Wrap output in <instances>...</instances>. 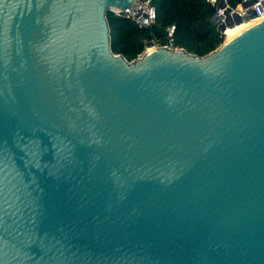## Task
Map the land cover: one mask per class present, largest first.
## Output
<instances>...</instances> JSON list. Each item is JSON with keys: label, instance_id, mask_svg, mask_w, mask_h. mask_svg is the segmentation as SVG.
<instances>
[{"label": "water", "instance_id": "95a60500", "mask_svg": "<svg viewBox=\"0 0 264 264\" xmlns=\"http://www.w3.org/2000/svg\"><path fill=\"white\" fill-rule=\"evenodd\" d=\"M137 1L0 0V264H264V18L129 61Z\"/></svg>", "mask_w": 264, "mask_h": 264}, {"label": "trees", "instance_id": "16d2710c", "mask_svg": "<svg viewBox=\"0 0 264 264\" xmlns=\"http://www.w3.org/2000/svg\"><path fill=\"white\" fill-rule=\"evenodd\" d=\"M242 1L228 0L233 7ZM152 5L156 19L149 27H138L131 19L108 12L115 54L133 61L144 53L147 43L163 44L171 39L177 47L199 56H206L220 46L221 29L212 22L215 8L208 0H152Z\"/></svg>", "mask_w": 264, "mask_h": 264}, {"label": "built area", "instance_id": "2783aa9c", "mask_svg": "<svg viewBox=\"0 0 264 264\" xmlns=\"http://www.w3.org/2000/svg\"><path fill=\"white\" fill-rule=\"evenodd\" d=\"M250 1L251 0H243L239 5L233 7L229 4L228 0H208L215 8L214 15L217 16L220 29L221 25H225L228 22H235L237 17L243 19L241 24L252 23L258 19L264 18V0H256L252 5L247 6ZM251 12L254 13L252 17H250ZM114 14L119 17L131 19L138 27H149L155 23L156 19V11L152 5V0H138L135 6L130 9L125 16L118 11H115ZM229 29L230 28H226L225 31L221 30V36L222 34L226 35ZM151 42L154 47H160L162 45L155 44L153 41ZM166 44L171 47L173 40L171 39L170 42Z\"/></svg>", "mask_w": 264, "mask_h": 264}, {"label": "bare ground", "instance_id": "6f19581e", "mask_svg": "<svg viewBox=\"0 0 264 264\" xmlns=\"http://www.w3.org/2000/svg\"><path fill=\"white\" fill-rule=\"evenodd\" d=\"M248 25H250V23L236 25V26L230 28V29L227 31V35H228V36H231V35H233V34L239 32V31L242 30L243 28L247 27ZM152 49H153V47L148 48V51H149V50H152ZM146 51H147V50H146Z\"/></svg>", "mask_w": 264, "mask_h": 264}, {"label": "rangeland", "instance_id": "374dc122", "mask_svg": "<svg viewBox=\"0 0 264 264\" xmlns=\"http://www.w3.org/2000/svg\"><path fill=\"white\" fill-rule=\"evenodd\" d=\"M147 49H148V47L146 46V47H145V51H146ZM145 51H144V52H145Z\"/></svg>", "mask_w": 264, "mask_h": 264}]
</instances>
